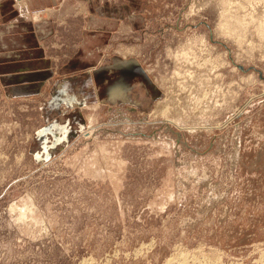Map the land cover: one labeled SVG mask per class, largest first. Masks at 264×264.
<instances>
[{
	"label": "rangeland",
	"instance_id": "rangeland-1",
	"mask_svg": "<svg viewBox=\"0 0 264 264\" xmlns=\"http://www.w3.org/2000/svg\"><path fill=\"white\" fill-rule=\"evenodd\" d=\"M59 4L25 19L63 28L58 66L90 7L132 4L143 25L108 51L154 89L84 107L86 127L39 159L48 94L0 86V264H264V0Z\"/></svg>",
	"mask_w": 264,
	"mask_h": 264
},
{
	"label": "crops",
	"instance_id": "crops-1",
	"mask_svg": "<svg viewBox=\"0 0 264 264\" xmlns=\"http://www.w3.org/2000/svg\"><path fill=\"white\" fill-rule=\"evenodd\" d=\"M59 1L0 0L2 90L12 99H39L48 94L47 103L43 104V108L47 106L45 128L37 137L39 159L47 158L56 147L86 127L84 107L97 108L104 101L132 98L139 87L147 92L153 87L149 72L134 57L121 58L113 50L109 52L116 34L120 37L143 25L132 13V4L90 7L86 25L79 27L83 41L58 66L50 43L56 49H70L73 45L60 36L63 28L54 25L50 18L39 23L25 19L29 9L57 8L62 6ZM96 48L105 49L99 53ZM67 110L70 114H64ZM47 116L54 117L50 121Z\"/></svg>",
	"mask_w": 264,
	"mask_h": 264
},
{
	"label": "bare ground",
	"instance_id": "bare-ground-1",
	"mask_svg": "<svg viewBox=\"0 0 264 264\" xmlns=\"http://www.w3.org/2000/svg\"><path fill=\"white\" fill-rule=\"evenodd\" d=\"M49 14H51V12H50ZM34 15H35V14H34ZM35 16H36V15H35ZM38 17H39V16H38ZM189 60H190V59H189ZM182 61H183V60H182ZM191 61H192V60H191ZM189 72H190V71H189ZM194 73H195V72H194ZM188 76H189V74H188ZM190 76H191V75H190ZM193 76H194V75H193ZM179 78H180V77H179ZM189 78H190V77H189ZM191 78H192V77H191ZM184 79H185V78H184ZM188 80H189V79H188ZM189 89H191V88H189ZM189 89H188V90H189ZM177 90H178V89H177ZM189 91H190V90H189ZM190 92H191V91H190ZM173 93H175V92H173ZM185 94H186V93H185ZM188 94H189V93H188ZM174 95H175V94H174ZM182 98H183V97H182ZM164 107H165V106H164ZM164 107H163V108H164ZM166 109H167V107H165V111H166ZM12 212H13V211H12ZM182 255H183V254H182ZM182 255H181V257L184 256V255H183V256H182ZM181 257H180V258H181ZM187 257H188V255H187ZM174 258H175V257H174ZM183 258H184V257H183ZM181 259H182V258H181ZM212 260H213V259H212ZM169 261H171V259H170ZM210 262H211V261H210ZM213 262H214V261H213Z\"/></svg>",
	"mask_w": 264,
	"mask_h": 264
}]
</instances>
